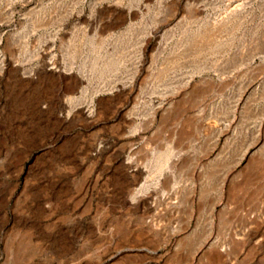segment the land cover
<instances>
[{
    "label": "rangeland",
    "instance_id": "374dc122",
    "mask_svg": "<svg viewBox=\"0 0 264 264\" xmlns=\"http://www.w3.org/2000/svg\"><path fill=\"white\" fill-rule=\"evenodd\" d=\"M0 264H264V0H0Z\"/></svg>",
    "mask_w": 264,
    "mask_h": 264
},
{
    "label": "bare ground",
    "instance_id": "6f19581e",
    "mask_svg": "<svg viewBox=\"0 0 264 264\" xmlns=\"http://www.w3.org/2000/svg\"><path fill=\"white\" fill-rule=\"evenodd\" d=\"M170 153L171 152H166V153L162 154V156H160L159 161H158V164H157V171L160 172V171L163 170V168H165V165L167 164L169 158L171 157V154ZM140 191H141L140 189L136 190L135 193H133V195H132V199H134L137 196H139L140 195Z\"/></svg>",
    "mask_w": 264,
    "mask_h": 264
}]
</instances>
